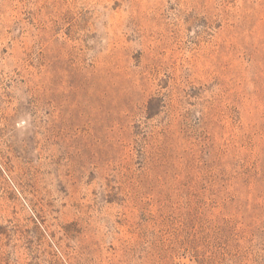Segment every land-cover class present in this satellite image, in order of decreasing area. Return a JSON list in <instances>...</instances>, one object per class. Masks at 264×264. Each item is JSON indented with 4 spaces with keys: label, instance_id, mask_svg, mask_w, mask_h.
<instances>
[{
    "label": "rangeland",
    "instance_id": "1",
    "mask_svg": "<svg viewBox=\"0 0 264 264\" xmlns=\"http://www.w3.org/2000/svg\"><path fill=\"white\" fill-rule=\"evenodd\" d=\"M0 264H264V0H0Z\"/></svg>",
    "mask_w": 264,
    "mask_h": 264
}]
</instances>
